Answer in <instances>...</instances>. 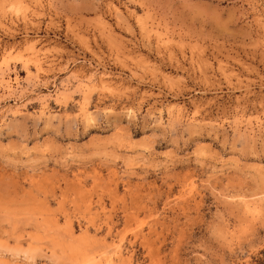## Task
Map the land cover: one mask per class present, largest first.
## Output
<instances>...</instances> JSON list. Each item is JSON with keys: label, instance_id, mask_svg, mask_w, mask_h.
<instances>
[{"label": "rangeland", "instance_id": "obj_1", "mask_svg": "<svg viewBox=\"0 0 264 264\" xmlns=\"http://www.w3.org/2000/svg\"><path fill=\"white\" fill-rule=\"evenodd\" d=\"M0 81V264H264V0H0Z\"/></svg>", "mask_w": 264, "mask_h": 264}, {"label": "bare ground", "instance_id": "obj_2", "mask_svg": "<svg viewBox=\"0 0 264 264\" xmlns=\"http://www.w3.org/2000/svg\"><path fill=\"white\" fill-rule=\"evenodd\" d=\"M98 80H99V82H103L105 79L104 78H98ZM1 82V81H0ZM1 87L2 88H4V89H6V90H11L12 88H11V86L8 84V83H1ZM4 113V112H3ZM118 250V249H117ZM116 252V251H115ZM120 256V255H119ZM92 262V260L91 259H88L86 262H85V264H88L89 262Z\"/></svg>", "mask_w": 264, "mask_h": 264}]
</instances>
